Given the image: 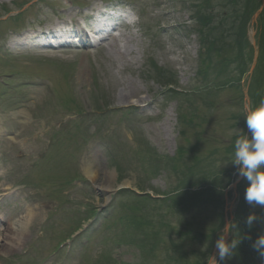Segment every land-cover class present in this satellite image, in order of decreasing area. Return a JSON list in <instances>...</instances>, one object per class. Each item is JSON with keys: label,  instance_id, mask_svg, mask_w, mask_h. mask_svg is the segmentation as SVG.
Returning <instances> with one entry per match:
<instances>
[{"label": "rangeland", "instance_id": "374dc122", "mask_svg": "<svg viewBox=\"0 0 264 264\" xmlns=\"http://www.w3.org/2000/svg\"><path fill=\"white\" fill-rule=\"evenodd\" d=\"M73 1L76 4L85 5L87 6L85 9H89L87 0ZM177 1L164 0L155 5L156 8L147 10V19H152L147 22L143 32L130 33L131 38H127V41L125 40L120 44L123 48L125 46L122 54L118 52L119 50L113 52L109 49H102L99 53H87V58L76 54L64 55L59 57L57 63L49 62L43 66L41 61H36L31 65V68H35L28 74L29 78L21 72L23 65L15 64L17 68L12 69L15 71V75L10 79L14 90L0 87V98L4 102V108H9L12 104L21 108L26 106L23 109L24 114L32 120L34 126H36V122L32 118H44V121L38 123V127L35 128L32 141L19 154L22 159L21 165L18 167L13 162L7 161L3 162L0 167V189L28 184L22 182L25 177V180L29 182L28 185H30L27 189L36 194V196H31L30 192L25 190L31 199L27 201L23 199L20 203L24 212L18 223L27 224L31 222L30 228L46 230L48 237L38 252L39 258H44L53 250L58 242L56 239L60 235L63 238L66 233L69 234L74 227H77L76 218L82 217V209L90 210L86 205L102 211L108 202L109 193L104 192L99 187L106 180L112 181L113 190L120 185L124 187L127 185L129 188L141 191L165 194L170 184H175L176 179L164 172H160L154 177L152 166L146 162L149 156H173L177 154L180 147H183L184 153H186L187 148L194 146L199 157H209L212 152H216V154L210 159L216 161L230 157L229 150L224 148L226 145L234 143L233 129L236 127L238 118L244 115L245 107L238 93L230 88L209 96L205 94L191 95L189 96L191 101L186 99L187 103L182 98L179 100V107L175 104L174 109L170 112L171 116L159 121L154 120L151 123H145L144 118H139L138 121L142 128L136 137H132L131 130L136 127V119L142 116L143 110L137 111V114L132 116L135 126L130 127L128 123H119L118 118H114L108 123H101L100 130L94 136L85 139V124L79 125L77 130L76 124L68 120L73 113H66L64 108L54 103L49 96L42 100L46 92L41 86L44 85V80L47 82L46 79L55 84V88L61 95L58 98H63L62 102H68L70 99L75 100L72 103H66V105L74 107L75 111L80 109V114L91 113L94 110L102 113V110L114 105L130 106L136 104L139 106L138 104L149 101L155 94L162 92L167 86L166 84L171 83L172 80H176L185 93L196 91L194 89L198 86V80H194V71L197 63L195 58L198 42L183 38L184 31L192 30V25L185 26L182 32L175 30L177 24L185 21L188 16L185 11H181ZM45 5H54V3L49 2ZM0 6L11 8L9 0H0ZM44 11L46 12V9ZM217 11H220V7L217 8ZM71 13L74 14L73 11ZM32 18H34L33 15H26V19ZM82 20L80 16L76 17V21H80V25ZM156 27H159L158 33L155 32ZM164 27H172L173 29L171 31L167 29L164 32L162 35L163 43L158 41L155 36L159 35ZM253 32L255 33L254 38H256V31H253L249 26L248 39L250 42L253 39ZM1 41L2 38L0 37ZM126 43L128 44L126 45ZM37 59L33 58V60ZM3 63L6 68L8 66L13 68V64H10L8 60H0V64ZM153 63L159 68L167 69L168 74L174 78L171 79L169 76V79L158 78L156 82L149 81L147 73L153 74ZM61 68L62 71H60ZM7 71L8 73L11 72V68ZM30 81H38L40 86L29 87ZM95 86H100L104 90L103 93L96 94ZM205 100L211 104L210 108L206 107ZM42 101L46 103V106L48 105V108L36 109ZM190 108H194L197 113H192ZM152 111L156 112L155 109ZM177 113L181 114L183 119L186 120L188 117L196 124L185 127L186 136L178 134V130L185 129L177 120ZM48 118L51 119L48 120ZM165 119L169 120L168 124L164 122ZM237 129L242 130V127L239 126ZM140 132L142 133L139 135ZM44 134H46V139L50 140L52 145L58 149L56 159L71 168L70 175L75 177V180H79V184L69 185L67 183L62 185L60 179L63 176L59 179L50 175L49 177L54 179V187L60 186V189L52 192L44 189L52 180H47L44 187L43 185L38 188L33 187L42 182L47 174L48 163H46V158L41 160L48 145L45 140H42ZM178 136H180L179 139ZM129 147H133V151L136 152L133 154ZM124 151L128 152L127 158L124 157ZM138 152H142L144 156L142 163L139 161ZM113 158L115 161L122 162V170L119 169L120 171L117 172L115 166L108 165ZM222 163L224 162L219 161L217 166ZM204 165L207 166L208 164L205 163ZM84 166H91V171L95 172L94 178H89L85 174ZM158 168L162 169V164H159ZM230 168L231 166L227 164L221 167V170H229ZM92 189L94 195L91 193ZM32 204L35 207L32 208L30 206ZM234 206L236 207V203ZM29 207L34 211L32 217L28 216ZM235 207L231 214L234 213ZM242 207H245L247 216L255 213L258 218L250 228L253 236L258 237L264 233V208L259 206L253 208L247 203L246 205L242 204ZM217 218V213H213V211L195 214L182 221L180 232L184 235L185 226H189L190 229L201 227V230L205 231L212 228L214 232L213 226L216 225ZM100 223L101 220L99 219L94 228L97 229ZM31 234L32 232L29 237L25 236L28 244L33 242L30 239ZM115 237V232H110L106 235L105 241L102 240V237L91 240L87 252H82L81 248H74L70 253H64L63 264H87V261L93 264L91 256L98 255L103 250H113L114 259L117 257L119 260L135 263L134 261L138 258L137 250L127 246L115 248L113 241ZM11 251L6 253L8 254L7 257L19 252ZM36 251L37 249L34 250L33 254H36ZM0 262H2V256H0ZM2 264L6 263L3 262Z\"/></svg>", "mask_w": 264, "mask_h": 264}, {"label": "clouds", "instance_id": "9594fccd", "mask_svg": "<svg viewBox=\"0 0 264 264\" xmlns=\"http://www.w3.org/2000/svg\"><path fill=\"white\" fill-rule=\"evenodd\" d=\"M244 118L248 131L233 129L235 140L231 159L222 163L220 168L228 163L236 166L238 176L246 182V203L253 208H264V100L254 106L245 105ZM257 219L255 213L249 214L247 227L250 229ZM242 239L238 222L230 220L225 223L215 242L216 254L208 257L207 264H222L234 256ZM252 248L264 260V233L253 241Z\"/></svg>", "mask_w": 264, "mask_h": 264}, {"label": "bare ground", "instance_id": "6f19581e", "mask_svg": "<svg viewBox=\"0 0 264 264\" xmlns=\"http://www.w3.org/2000/svg\"><path fill=\"white\" fill-rule=\"evenodd\" d=\"M87 174L92 178L94 175H95V172H92L91 171V168L89 167L87 169ZM109 175H112V174H109ZM94 178V177H93ZM112 185V181H109V180H106L100 187L99 189H103L104 192L105 191H113V187L111 186ZM125 187H128L127 185ZM18 237V233L12 231V230H9L8 233L3 237V241H4V247H12L13 246V241L15 239H17ZM19 240V239H18ZM17 240V242H18ZM17 242L15 244H17Z\"/></svg>", "mask_w": 264, "mask_h": 264}]
</instances>
